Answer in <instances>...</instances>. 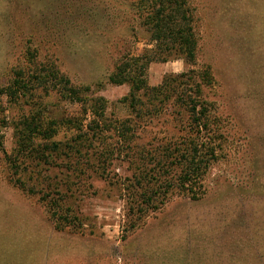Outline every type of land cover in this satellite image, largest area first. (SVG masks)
<instances>
[{
    "label": "rangeland",
    "instance_id": "rangeland-1",
    "mask_svg": "<svg viewBox=\"0 0 264 264\" xmlns=\"http://www.w3.org/2000/svg\"><path fill=\"white\" fill-rule=\"evenodd\" d=\"M141 5L0 0V264H143L162 227L177 235L227 219L229 232L242 225L256 235L264 225V0H190L196 61L178 52L152 61L149 89L132 108L131 83L110 75L155 49L142 24L151 11ZM206 67L214 82L202 97L217 119L219 157L204 176L206 195L194 201L170 186L179 168L162 153L187 139L190 113L178 100L184 75L195 83ZM62 77L81 88L83 102ZM16 79L14 96L6 89ZM96 105L107 118L97 136L87 127L95 116L85 112ZM39 117L84 121V129L61 126L53 138L61 147L39 136L27 150L24 121ZM122 124L123 138L115 128ZM146 181L165 199L159 210L141 203Z\"/></svg>",
    "mask_w": 264,
    "mask_h": 264
},
{
    "label": "trees",
    "instance_id": "trees-1",
    "mask_svg": "<svg viewBox=\"0 0 264 264\" xmlns=\"http://www.w3.org/2000/svg\"><path fill=\"white\" fill-rule=\"evenodd\" d=\"M141 4L143 10L151 11L150 19H144L142 24L146 25L151 32L150 39L155 45L151 54L154 56L150 57L151 54L144 53L141 57L133 58L134 68H131V65L123 60L110 75V81L113 83H131L130 106L132 108L134 102L138 100V92L149 89L146 70L152 61L167 60L175 52H178L185 58L187 64L193 65L199 49L195 19L191 17L190 0H141ZM190 72L195 71L190 70ZM198 78V81L194 83L191 77H188L187 74L184 75L186 88L184 93L182 92L178 97V100L185 105L190 113L187 139L183 141L184 143L180 142L174 149L167 147L168 149L162 153V159L173 157L169 165L176 164L179 168L176 183H171L170 186H178L188 198L194 201L202 199L207 193L203 180L211 164L219 157L218 138H220L219 127L215 125L217 119L212 118L210 103L202 97V86L214 82L211 68L206 67L205 70H202ZM18 80L16 79L12 86L6 89L13 91L10 94L14 96L20 92L19 86L15 87L19 83ZM62 80L67 92L73 96L72 98L83 102V99L78 97V94L82 93L81 88L72 86L71 81L65 77H62ZM151 90L157 91V88H151ZM85 100L87 101V99ZM104 111L103 105L85 108L86 114L91 112L95 116L94 120H91L87 125L91 131H94L95 136L107 126ZM83 122L76 123L69 118L58 120L43 117L33 118L30 122L26 120L24 125L28 129L24 133L22 131V145L28 150L27 142L40 136V138L49 141L50 146L59 148L63 143L53 141V138L58 134V128L65 126L70 130H83ZM94 122H97L98 125L93 126ZM115 128L121 138L126 136L124 124ZM157 183L155 182V184ZM150 184V181H146L145 184L140 183L139 188L143 190L146 188L141 193V196L144 197L141 203L144 204L145 210L156 211L165 203V199L164 197L154 198L152 195L160 194V192L158 189L155 191L148 189L147 186ZM260 220L264 219L261 217ZM157 221L151 223L148 229H153L155 226L160 227L161 221ZM217 221L219 224L214 225L215 223L205 220L201 222L200 230L186 229L177 235L176 233L168 234L163 227L160 228V233L157 237L155 236L152 244L148 245L149 240L146 241V250H149V254L141 256L143 264H264V225L259 228L256 235H254V231L250 235L246 226L242 227L241 225L237 230L229 232L227 219H217Z\"/></svg>",
    "mask_w": 264,
    "mask_h": 264
}]
</instances>
